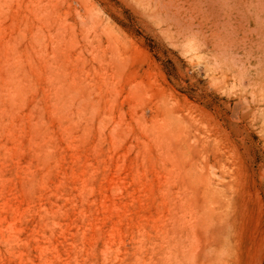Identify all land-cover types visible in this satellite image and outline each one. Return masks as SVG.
<instances>
[{
  "label": "rangeland",
  "instance_id": "374dc122",
  "mask_svg": "<svg viewBox=\"0 0 264 264\" xmlns=\"http://www.w3.org/2000/svg\"><path fill=\"white\" fill-rule=\"evenodd\" d=\"M153 1L0 0V264H264V62Z\"/></svg>",
  "mask_w": 264,
  "mask_h": 264
},
{
  "label": "bare ground",
  "instance_id": "6f19581e",
  "mask_svg": "<svg viewBox=\"0 0 264 264\" xmlns=\"http://www.w3.org/2000/svg\"><path fill=\"white\" fill-rule=\"evenodd\" d=\"M157 6L196 55L207 50L239 70L245 68L242 58L247 55L262 69L264 0H158ZM221 72L220 78L225 77ZM211 77L217 79V73Z\"/></svg>",
  "mask_w": 264,
  "mask_h": 264
}]
</instances>
